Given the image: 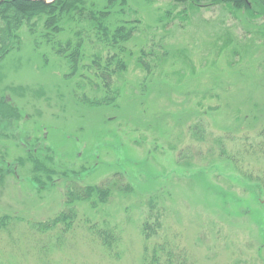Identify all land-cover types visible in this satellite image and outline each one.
Returning a JSON list of instances; mask_svg holds the SVG:
<instances>
[{
  "label": "rangeland",
  "instance_id": "374dc122",
  "mask_svg": "<svg viewBox=\"0 0 264 264\" xmlns=\"http://www.w3.org/2000/svg\"><path fill=\"white\" fill-rule=\"evenodd\" d=\"M105 1L87 0L94 8ZM126 1L115 4L109 26L126 20L136 32L115 48L84 22L55 36L82 42L76 74L45 41L42 23L34 34L23 25L19 44L0 59V97L18 112L0 121V214L20 218L0 231V264H143L144 248L163 241L192 264H264V189L253 179L264 180V16L225 4ZM113 54L125 63L112 76L116 102L83 104L82 94L103 95L93 57L104 64ZM197 119L227 136L240 169L191 139ZM187 148L190 167L177 162ZM116 175L131 190L113 188L94 208L77 202L69 230L31 227L64 209L69 181L100 185ZM149 200L161 229L147 240ZM101 228L113 234L110 250Z\"/></svg>",
  "mask_w": 264,
  "mask_h": 264
},
{
  "label": "trees",
  "instance_id": "16d2710c",
  "mask_svg": "<svg viewBox=\"0 0 264 264\" xmlns=\"http://www.w3.org/2000/svg\"><path fill=\"white\" fill-rule=\"evenodd\" d=\"M176 3H191L193 5L208 4H225L236 10H245L252 16H264V0H172ZM126 0H106L101 8H94L93 4L89 5L87 0H52L43 2L41 0H0V59L11 53L19 44V30L23 25L29 28L31 33H36V25L42 23V36L45 41L57 47L56 53L66 60L70 66V73L78 72V62L82 58L81 48L82 42L72 43L71 40L54 41L55 36L64 31V26L70 22L73 24L84 22L88 24L90 30H93L100 41L117 47L126 41H129L136 32V28L126 20H119L113 27L109 26V20L113 13L115 4L120 9L126 6ZM122 11V10H120ZM53 42V43H52ZM65 46V47H64ZM120 51L123 48H119ZM91 66L95 69L97 78L103 82L102 96L88 97L86 94L80 98V101L88 106H108L114 105L117 97L120 95V89L115 86L112 76L116 71H122L125 67L123 59L117 55H110L104 60V64L100 62L101 57L95 56L92 59ZM113 60V61H112ZM112 61V62H111ZM111 62V63H110ZM116 63L115 69H110L112 63ZM142 63V62H141ZM96 92H99L96 89ZM18 117V112L13 105L6 102L5 98L0 97V121ZM189 133L192 140L208 144L207 156L217 157L220 159H230L234 162L237 169H240L238 161L230 154L226 140L227 136L215 135L208 131L204 123L197 119L189 126ZM264 137V132L261 133ZM259 153L264 154V144L258 145ZM187 148L177 154V162L184 167L193 165V154ZM200 154L198 152L196 155ZM199 159L202 157L198 156ZM34 163L36 172L44 171L50 174L40 161L30 158ZM1 174V172H0ZM102 182L100 185H78L73 181H69L64 191V209L58 212L53 218L46 221H36L31 223V227L39 232L53 230L55 227L62 225L63 230L67 231L71 228L73 221L77 217V210L74 206L77 202H90L92 208L99 204L105 203L111 195L113 188L123 193L131 190V186L127 184H119L118 177ZM248 176V175H246ZM249 177V176H248ZM257 186L264 189V180L260 176L253 178ZM34 182L45 185L38 176L33 178ZM118 183V184H116ZM149 208L147 210V218L142 225V235L145 239H150L158 234L161 229V213H154L152 200L148 201ZM20 218L13 217L8 214H0V231L8 230L16 220ZM101 243L107 250L112 248L114 237L112 232L107 229H98L96 231ZM176 250L166 242L156 243L152 247L144 248L143 264H192L189 262L188 256L184 250Z\"/></svg>",
  "mask_w": 264,
  "mask_h": 264
},
{
  "label": "water",
  "instance_id": "95a60500",
  "mask_svg": "<svg viewBox=\"0 0 264 264\" xmlns=\"http://www.w3.org/2000/svg\"><path fill=\"white\" fill-rule=\"evenodd\" d=\"M41 1H43V2H50V1H52V0H41Z\"/></svg>",
  "mask_w": 264,
  "mask_h": 264
}]
</instances>
